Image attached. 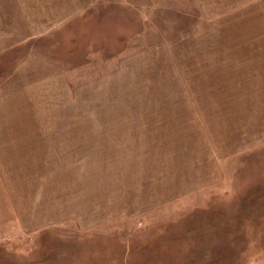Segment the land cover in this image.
<instances>
[{"label":"rangeland","instance_id":"1","mask_svg":"<svg viewBox=\"0 0 264 264\" xmlns=\"http://www.w3.org/2000/svg\"><path fill=\"white\" fill-rule=\"evenodd\" d=\"M88 2L0 0V264L264 259V0Z\"/></svg>","mask_w":264,"mask_h":264},{"label":"crops","instance_id":"2","mask_svg":"<svg viewBox=\"0 0 264 264\" xmlns=\"http://www.w3.org/2000/svg\"><path fill=\"white\" fill-rule=\"evenodd\" d=\"M23 6L24 16L33 33H44L46 29L57 28L69 19L86 12L90 6L88 0H18ZM88 2V3H87ZM46 30V31H47ZM37 35V34H36ZM248 264H264V259Z\"/></svg>","mask_w":264,"mask_h":264}]
</instances>
